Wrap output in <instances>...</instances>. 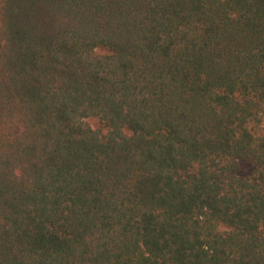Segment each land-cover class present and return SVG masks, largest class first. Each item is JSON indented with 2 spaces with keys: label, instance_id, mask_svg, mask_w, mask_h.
Wrapping results in <instances>:
<instances>
[{
  "label": "trees",
  "instance_id": "obj_1",
  "mask_svg": "<svg viewBox=\"0 0 264 264\" xmlns=\"http://www.w3.org/2000/svg\"><path fill=\"white\" fill-rule=\"evenodd\" d=\"M0 264H264V0H0Z\"/></svg>",
  "mask_w": 264,
  "mask_h": 264
},
{
  "label": "rangeland",
  "instance_id": "obj_2",
  "mask_svg": "<svg viewBox=\"0 0 264 264\" xmlns=\"http://www.w3.org/2000/svg\"><path fill=\"white\" fill-rule=\"evenodd\" d=\"M91 123L95 126L97 125L96 121L94 120H91ZM241 168H242L241 174H246L248 171L251 170V166L248 163L242 161H241Z\"/></svg>",
  "mask_w": 264,
  "mask_h": 264
}]
</instances>
